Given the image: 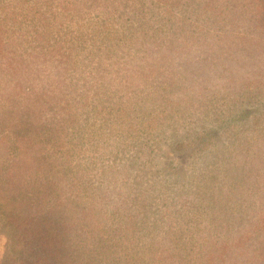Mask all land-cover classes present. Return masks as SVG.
I'll return each mask as SVG.
<instances>
[{"label":"trees","instance_id":"1","mask_svg":"<svg viewBox=\"0 0 264 264\" xmlns=\"http://www.w3.org/2000/svg\"><path fill=\"white\" fill-rule=\"evenodd\" d=\"M193 16L225 23L236 40L235 27L264 31V0H0V216L15 245L6 264H242L255 250L264 264V250L230 229L240 223L226 213L231 200L254 206L236 195L238 182L226 193L215 175V193L203 178L150 176L151 158L139 175L127 159L144 128L126 93L191 40L216 46ZM199 49L194 58L207 61ZM171 73L156 82L171 85ZM162 196L181 210L155 216Z\"/></svg>","mask_w":264,"mask_h":264},{"label":"rangeland","instance_id":"2","mask_svg":"<svg viewBox=\"0 0 264 264\" xmlns=\"http://www.w3.org/2000/svg\"><path fill=\"white\" fill-rule=\"evenodd\" d=\"M177 7L175 5L171 10ZM190 23L194 30L207 29L205 41L216 43V46L201 48L203 45H199V49L191 40L188 53L176 47L175 52L185 55L178 58L179 54H176L167 64L153 61V82L144 87L138 85L136 93H126L134 102V109L141 105L134 116L130 114L132 122H140L144 128L138 137L139 144L136 141V150H131L127 159H133L131 170L139 175L141 157L151 158L146 166L150 176L158 175L175 183L185 180L187 185V180L203 178V182L214 187L215 193L220 192L215 191L212 182L215 175L221 177L223 186L227 185L226 193H232L236 186L231 188L232 183L238 182L240 192L235 194L245 199V205L249 201L254 206L240 207L231 200L226 213L236 216L240 223L237 226L229 218L234 223L230 229L242 231L238 232L242 234L241 244L248 242L264 250V31L256 27H235V34L240 33L241 38L234 40L227 36L234 32H227L225 23L217 29L203 16H193ZM261 23L264 22L261 20ZM187 29L191 30L188 26ZM196 49L202 51V59L206 57L207 61L194 58ZM107 55V66L115 65L116 58ZM170 70L176 72L169 75L171 85L156 82V78L159 80ZM196 147L204 148L199 157L193 152ZM86 158L81 162L92 165V158L88 160L91 164ZM94 161L100 166L104 164L101 159ZM156 165L159 168L154 172ZM225 170L228 171L225 173ZM93 183L97 185L100 181L95 179ZM164 196L174 199L172 194ZM221 198L226 200V197ZM206 199L211 203V199ZM157 201V217L166 206L181 210L178 204L163 196ZM245 208L251 212L240 214L239 210ZM205 215V212L201 213L199 220ZM215 222L213 220V224ZM250 230L255 234L249 235ZM9 237L11 228L0 216V264H6L5 260L15 248ZM248 253L253 252H247L245 257H249ZM254 253V260H245L242 264H253L254 261L262 264V258H257L260 253L257 250ZM97 261L96 258L93 264Z\"/></svg>","mask_w":264,"mask_h":264}]
</instances>
